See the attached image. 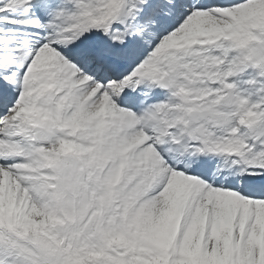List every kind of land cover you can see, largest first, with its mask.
Here are the masks:
<instances>
[{
  "label": "snow or ice",
  "instance_id": "6c2138e0",
  "mask_svg": "<svg viewBox=\"0 0 264 264\" xmlns=\"http://www.w3.org/2000/svg\"><path fill=\"white\" fill-rule=\"evenodd\" d=\"M0 264H264V0H0Z\"/></svg>",
  "mask_w": 264,
  "mask_h": 264
}]
</instances>
